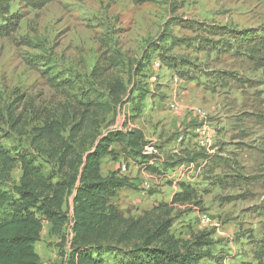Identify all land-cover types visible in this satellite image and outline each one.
Returning <instances> with one entry per match:
<instances>
[{
  "label": "rangeland",
  "instance_id": "rangeland-1",
  "mask_svg": "<svg viewBox=\"0 0 264 264\" xmlns=\"http://www.w3.org/2000/svg\"><path fill=\"white\" fill-rule=\"evenodd\" d=\"M11 12L17 27L0 38V189L9 199H17L19 154L49 174L60 156L73 161L107 131L138 129L153 171L116 144L115 157L100 162L101 176L126 183L112 200L123 219L168 220L180 243L208 234L199 264H264V79L228 36L204 33L264 34V0H53L39 10L14 0ZM197 154L226 159L246 183L220 187L232 172ZM181 182L197 205L172 203ZM71 198L65 223L42 224L40 264L66 263Z\"/></svg>",
  "mask_w": 264,
  "mask_h": 264
},
{
  "label": "trees",
  "instance_id": "trees-1",
  "mask_svg": "<svg viewBox=\"0 0 264 264\" xmlns=\"http://www.w3.org/2000/svg\"><path fill=\"white\" fill-rule=\"evenodd\" d=\"M13 1L0 0V38L8 37L17 27V15L11 12ZM52 1L17 0L35 10ZM205 30L208 36L226 35L233 40L235 54L243 56L248 70L260 71L264 79V34L259 29L235 32L208 26ZM145 59L149 62L150 57ZM232 76L226 73V81ZM261 86L264 96V83ZM143 100L144 97L140 98V102ZM246 115L255 116L252 113ZM256 118L260 122V116L256 115ZM112 144H116L125 157L141 156L147 171L154 170L149 166L150 159L142 155L146 143L138 129L107 131L99 136L91 150L82 156L77 155L73 161L65 164L60 156L59 167L49 174L43 172L35 158L19 154L21 178L14 188L17 199H9L0 189V209L4 204L8 205L7 209L0 211V264H40L34 246L40 241L42 224L48 222L59 226L65 223L67 211L63 205L68 196L72 197V238L65 264H108L104 262V256L117 258V264H199L206 258V253L199 250L211 245L206 233H199L189 242L180 243L168 235L171 226L168 220L123 219L112 200L126 186L125 181L114 173L103 177L99 172L102 158L115 157L116 152L110 148ZM196 156L212 168L232 172L218 178L223 179L217 182L220 187L228 184L238 186L248 179L238 175L234 166L215 154ZM194 161L190 159L187 163L193 164ZM178 188L179 191L172 196L173 204L197 205L196 191L192 187L181 182Z\"/></svg>",
  "mask_w": 264,
  "mask_h": 264
},
{
  "label": "crops",
  "instance_id": "crops-1",
  "mask_svg": "<svg viewBox=\"0 0 264 264\" xmlns=\"http://www.w3.org/2000/svg\"><path fill=\"white\" fill-rule=\"evenodd\" d=\"M171 109H172V108H171ZM128 130H130V129H128ZM145 140H146V139H145ZM197 141H198V138H197ZM150 163H151V162H150ZM117 168H118V167H117ZM122 168H123V166L121 167V170H123Z\"/></svg>",
  "mask_w": 264,
  "mask_h": 264
},
{
  "label": "built area",
  "instance_id": "built-area-1",
  "mask_svg": "<svg viewBox=\"0 0 264 264\" xmlns=\"http://www.w3.org/2000/svg\"><path fill=\"white\" fill-rule=\"evenodd\" d=\"M200 132H203V131L201 130ZM144 154H145V153H144ZM122 169H123V171H124L125 168L123 167Z\"/></svg>",
  "mask_w": 264,
  "mask_h": 264
}]
</instances>
